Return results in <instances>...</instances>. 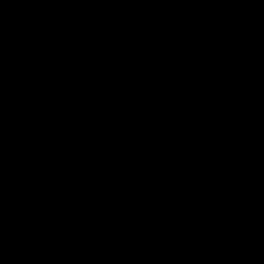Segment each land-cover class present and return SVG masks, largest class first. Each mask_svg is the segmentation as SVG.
I'll return each instance as SVG.
<instances>
[{
    "label": "trees",
    "instance_id": "obj_1",
    "mask_svg": "<svg viewBox=\"0 0 264 264\" xmlns=\"http://www.w3.org/2000/svg\"><path fill=\"white\" fill-rule=\"evenodd\" d=\"M0 264H264V0H0Z\"/></svg>",
    "mask_w": 264,
    "mask_h": 264
}]
</instances>
